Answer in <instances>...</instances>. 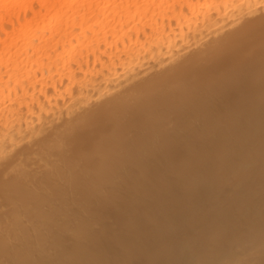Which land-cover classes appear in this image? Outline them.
<instances>
[{
  "label": "bare ground",
  "instance_id": "1",
  "mask_svg": "<svg viewBox=\"0 0 264 264\" xmlns=\"http://www.w3.org/2000/svg\"><path fill=\"white\" fill-rule=\"evenodd\" d=\"M262 9H264V0H0V182H1L0 188L1 189L3 188L4 192H7L10 194L11 191L15 192V190L19 189L17 188L19 186L20 189L21 188L23 189L24 187L26 189V191L24 192H27L28 191L27 187L29 186L26 184H29L30 182L35 181L34 180L35 177L33 175L37 174L38 172L37 170H41V168H44L47 165H50L51 168L53 165V168H54L53 172H56V173L64 170V172H61L58 174L60 176V180L65 181L64 185L65 184L71 185L73 184L71 180L75 181V177L83 175V174L85 176L87 175L85 173L91 170H94L93 166H95L94 165V163L96 162L95 159H98L97 161H100L98 163L99 165L97 164L98 167L100 168L102 167L101 168L102 170L104 168L105 171L118 169V167L121 165L125 166L122 163V159H121V157L123 158L124 156H119L120 147H121V151L124 149L121 144L123 143L121 139L123 137H126L125 135L128 134L124 130H127L128 129L127 127L131 123L134 124L136 122L137 123L141 122L143 126H146V127L154 126L155 124H157L160 121V117L157 116V114L159 115L161 114L160 112L162 111V108L160 110V107H163V105L165 107L166 104L164 103V101L167 98H168L167 101L169 103H176L173 105L189 108L188 110H190L191 113H194L195 116L200 117V119L202 118L203 121L205 122V120L208 119L207 117L209 115L208 109L210 110L211 106L214 104V101L217 98L219 90L221 91V89L224 88L221 86H226L225 84L224 85L222 84L225 83L226 78L229 77L227 75H224L222 77L223 73H220V72L219 73L217 72L218 73L217 75L216 73L215 74L211 73L212 70L209 66L210 64H208V61L209 63H212L210 62V58L212 57V55L215 56L216 53L220 54L219 52H221L222 50L224 51L226 47L228 48H230V46L234 47L235 42H237L238 40L240 41V39H242L244 36H247L248 38L249 37L248 35L250 34H251L250 35L251 37L252 34H254L253 32L256 33L260 31V33H262V37H264V13L263 14L260 13ZM192 36L196 37V39L193 41L190 40ZM243 40H247V39H242V41ZM237 44L239 43H236V45ZM252 47H253L252 50L250 51L248 50L249 52L247 51L248 56L246 58L249 59V57L253 58L254 56H256V57L264 59V39L262 38V43H259L258 46L256 47L252 46ZM133 62L135 63V65H137L136 67L137 69L131 77H128L126 75L128 72L125 67ZM226 62H229L228 59L226 60ZM247 64L249 63H246V65ZM225 65H227V63ZM230 65L232 64L230 63ZM227 67L229 68L230 66L228 65ZM221 68L224 69L223 67ZM228 68L226 69L229 70L231 67L229 69ZM227 70L224 69L221 72H224ZM211 74H213L214 76H212ZM219 74H221V77L218 76ZM230 79L231 78L227 79V82ZM164 83L165 85L167 84L166 88L163 87ZM93 98H95L96 101H98L97 99L103 98L104 101L100 102V105L96 106V103L98 102L95 103L94 100H91ZM252 99H253V96H252ZM260 99H264V97H261V98L259 97L257 101H259ZM93 101H94V104H92ZM228 101H227V104L229 105L230 99ZM253 103L251 105L249 104L250 107H252ZM234 105L236 104L234 103ZM246 105L247 104H245V106ZM233 106H231V108L232 110L235 109L234 112H236L237 108L233 109ZM251 109L252 108H248L247 110L251 111ZM259 109H258V112H259ZM240 110H241V107H240ZM212 111H214V109ZM256 111L257 110H255V113ZM125 112L128 116L124 115ZM262 112H264V110H262ZM237 114L239 115V113ZM261 114L262 113L260 112L258 116L260 117ZM102 115L105 116L106 118L107 116H109L107 119L108 122L111 119H113L112 122L116 121V124L113 122L114 124L111 123V125L113 124V128L115 125L117 127L115 126L114 131H113L112 126L111 127L109 126L111 121L109 123L107 122L106 124L110 127L109 129L111 130V132L113 131V133H111L112 135H108L110 134L108 130H107L108 132L102 131L101 133H99L98 131L99 134L98 133L97 134L99 136L94 135V138L96 137V139L98 140L88 139L87 141L85 135L87 136L89 133L88 131L90 130L86 128L88 131H85V126L88 125L89 127V124L91 122L96 123V121H98V119ZM212 115L210 117L211 119H212ZM238 115H235V117ZM123 116L131 118L130 121L132 122L131 123L129 122L130 124L127 123L128 120L127 119L124 120ZM225 116H226V113H225ZM105 117L103 118L106 120ZM182 117L184 118L186 116H182ZM121 118L123 119V124L127 126L126 127L127 129L124 128V130L122 131L123 133L121 132V128L123 129V125H121L122 123ZM217 119H218V116H217ZM260 119L261 118H259L258 119L259 121H256V123H252V127H254L252 130H254L255 132L254 136L250 134L251 132L248 126L250 127L251 124L249 123V121H248L249 124H247L248 126H245V127L241 126V128H240V123L235 124V125L233 124L234 128L236 126L237 128L239 127L238 129H241V130H238L239 136L236 138V134H233L234 135L233 137L231 134V137H227L230 145L229 143L228 145L224 144L223 148L219 149L220 143H218L219 147L218 146L217 147L219 151L215 149L216 145L212 147L213 150H217V152H213V153H216V155L218 156L217 159H220L218 161L219 163L218 166L210 168L208 164L209 162L207 163L209 168L207 167L205 169L204 165L200 166L204 168V170L200 169L202 173L205 170L209 172L207 177H205L204 173H203L204 177H202L201 172L197 171L196 173H194L195 175L193 177L194 178L193 182L192 181L188 182L186 179L185 180L187 182L181 181L183 177L181 173L180 175L182 177L180 175L178 177V178L181 177L180 181L176 180L178 184L181 183L179 187H182L183 189H186V190L192 185V183H195L194 182L195 180H198V182L203 185L202 186L203 191L197 194L196 196H193L194 194L192 196L194 197V201L197 199L199 200V202L204 201L205 204L206 202H210V204L216 208V212L215 213L213 212L215 216L214 214L213 215L210 214L214 216L212 220H215V223L212 221L213 227L215 225V228H213L215 229L214 231H217L218 229H220V227H226V226L228 227V231L230 232L237 231V225L239 223V220L241 223V220L244 219V217L246 218L247 215L248 216L256 215L259 205L262 202L264 203V178L259 177L257 173L254 172L256 170L255 168L259 170L258 167H260V166H256L255 164L256 159H257L256 154L259 155V153L257 152H259V150H262L264 148V119H261V120ZM235 120H237V118H235ZM235 120H234V123H235ZM118 121L121 123H119ZM117 122L119 123V125H117ZM208 122H206V124L203 126H207ZM95 123H93L94 124L93 126L96 125ZM182 123H185V122H182ZM136 124H134V126H137ZM218 124L220 123H217V125ZM186 125L188 124L186 123ZM191 125L192 124H190L189 126ZM215 125L216 123L213 125L212 128L217 126ZM241 125H242V122H241ZM82 126L84 127V129ZM108 126H103V127L108 128ZM132 126L130 125L129 128H131ZM218 127H220V125ZM80 128L83 129V131L88 132L87 134L83 132L84 134L83 137H85L84 141L86 140L85 142L80 141L78 139L76 141V139L71 137L74 131L76 132V130H80ZM208 129L210 131V128ZM216 129L219 130L218 128ZM217 130L216 132L220 133L219 132L220 130L219 131ZM248 132H250L249 133L250 135L244 136L246 135V133L248 134ZM196 133H198V131H196L195 134ZM195 134L193 133L191 134V136ZM201 134L203 135V133ZM219 135H224V134L220 133L217 136H215V137H218L217 140L220 137ZM228 135L230 136L229 133ZM225 136L226 135H224L223 137ZM223 137H220V138H223ZM253 137L254 138L257 137L260 140L257 146H256L257 138L253 140L256 142V143L253 142V144L255 145L251 144ZM68 138L70 140L74 139V141H76L75 142L76 145L78 144L77 142H81L80 147L84 148L83 152H85L86 154H84L83 152L80 153L81 151H79L78 153L77 151V154H78L77 155L75 153L76 152L75 149L77 148L78 150V147L74 145L73 140L72 141L69 140L73 144L72 145L68 141ZM239 138L243 142L239 143L238 142ZM250 139H251V142H249ZM120 140L122 142H119ZM223 140L221 139L222 144H223L222 142ZM259 140L257 139V141ZM152 141H153V138H152ZM212 142H215L214 144H216L217 142H220V141L216 142V138H215V141H212ZM153 144H155V142ZM187 145H188V140H187ZM138 147H136V149H139ZM143 147L144 146H142V148ZM152 147H150V149ZM235 148L241 153L244 152V150L247 151L248 153L250 151L251 154L250 153L249 154L252 157H253L252 154L255 153L254 156L256 157H254L255 159H253L252 157H251L252 159H250L249 157L250 160L247 159L248 161L246 160L244 161V159L246 158L239 161V159L238 160L236 159L238 157L235 158V155H233L235 153L239 154V152L235 151ZM133 150H135V148ZM176 150H178V147H176ZM186 150H187V146H186L185 151ZM201 150H202V147H201ZM230 150L232 151L229 152ZM233 151L234 153H232ZM168 152L171 153V151H168ZM129 153H132V151ZM229 153H231L232 155H230ZM245 153L246 152H244V154ZM177 154H180V153H177ZM188 154L189 153H187V155ZM249 154H246V155L248 156ZM75 155L78 156L77 157L78 159H80L83 155L89 156V157L88 158L86 157L87 159L86 158L83 159L84 157L81 158L83 159L82 161L80 159L81 162L76 158L78 160L76 161L78 162L77 164V163H74L72 159L73 157H76ZM260 155L259 157L262 156L263 158V154L261 156ZM163 156L165 155L163 154ZM90 157L92 158L93 162L91 160L88 161ZM169 157L171 156L169 155ZM125 159H126V156H125ZM151 159L152 158L150 157V160ZM233 159H236L237 162L236 160L234 161ZM226 160L228 161V163ZM233 161L236 163L232 164ZM158 162H159V159H158ZM164 162H165V159H164ZM180 162L181 161H179V163ZM189 162L188 163L185 162V164L181 163L184 165V166L183 165L181 166L184 171L180 170L179 172L182 171V174L183 172L185 174V169H188L189 167L192 169L191 165L193 162L192 163H189ZM257 163L258 165H260V161H257ZM173 164L174 163H172V165ZM202 164L204 163L202 162ZM167 165L169 166V164ZM200 167L198 166V168ZM100 168L98 169L95 168V170H97V172L99 170L101 171ZM144 168H145V165H144ZM193 169L192 170L195 171V168ZM80 170L83 174L80 172ZM124 170L125 168L123 169V171ZM161 170L163 171L164 169H161ZM177 170L179 169L177 168ZM177 170H175V172H177ZM189 171L191 170L189 169ZM133 172H135V170ZM140 173H142L141 170H140ZM174 174L178 176L177 173H174ZM125 175L126 177L129 176V178H130V175L131 177H133L131 181L129 179V186L131 185L132 187L133 186L132 183L133 181H135L134 177L135 179H138V177L130 172L125 173ZM144 175L146 176V174ZM172 177L174 176L172 175ZM7 178H10L9 182L7 181ZM27 179H33V180L27 181ZM82 181L85 182V180H82ZM110 181H113V180H110ZM98 182H101L98 184H101V185L104 184V180H101ZM91 184L93 185L92 186V189H94L93 192H96V190L101 189V187L98 188V185H95L94 182L90 183V186ZM32 185H35V184H32ZM32 185H30L31 187L29 188V190L32 188ZM61 185H63V183ZM66 185L64 187H66ZM166 185L164 184L163 187L165 186L166 188ZM195 185L198 186V184H195ZM104 186L107 187L106 184ZM157 186H159V184ZM75 187H76L75 189H77L78 186L76 185ZM108 187L110 186L108 185ZM10 188L12 189L10 190ZM40 188L41 187H38V189ZM81 188L80 189L78 188V189L81 190ZM88 188L89 186L86 187V191L92 192ZM226 188H232L235 193L237 192V195L230 197V198H229V195L231 193L228 194V196H226L227 194L223 195L221 191L225 190ZM6 189H8L9 191H7ZM178 189H176L177 193L180 192V190L178 192ZM107 190H110V189H107ZM133 191H135V189ZM173 191L175 190L173 189ZM29 192H32V191H29ZM148 193L150 192L148 191ZM158 193L160 192H156V194ZM174 194L172 193L171 198H173ZM179 195L181 197L182 194H179ZM188 196L190 198L191 195H188ZM80 197H83V196H80ZM174 197L177 198L176 196ZM12 199H10L9 197L10 202L12 201ZM20 199L21 201L20 200L19 201L25 204L27 211H29V208H28L29 204H27V201L25 200V198L24 199L20 198ZM120 199H116V200H120ZM142 199L143 197L137 198L133 196L129 202H131L132 206L135 207L137 206V204H139L142 201ZM167 199H164V200H167ZM182 199H180L178 202L179 203L182 202L181 201ZM14 200L16 199H13V201ZM41 200L43 201V198ZM59 201L60 200H58V202ZM101 201L105 202V200L103 199ZM186 201L187 203L189 202L188 200ZM15 202H18V201H15ZM44 202H47V201H44ZM58 202L57 204L61 205V202L59 203ZM183 202L185 203V201ZM163 203H161V206ZM246 203L248 204L246 206H243ZM183 204L181 205L183 206ZM181 205L179 207H182ZM21 206L23 207L24 205H21ZM149 206H147V208H149ZM26 208H23V209H26ZM173 210L175 209L173 208ZM213 210L215 211V209ZM163 211L166 216L167 212H165V210ZM163 211H161L160 209H156L155 207L151 208L150 206V209H148V214L146 215L144 214L145 216L144 218L147 219L148 224H145L144 225L145 227L143 226L142 230L139 233L137 232L138 230L136 232L132 230L135 234L125 232V227H126V224H125V225H122L123 228L121 227L122 230L119 231V233L117 234L118 236L116 235L117 237H114V238H111L110 236H106L105 232L93 233L92 231L89 230L90 228L88 229L87 227L88 224L86 226L79 225L80 226L79 228L71 231L72 237L74 239L73 241L74 243L70 248H67L65 246L63 247L61 244H58V241L57 242L56 241L47 242L46 240H44L43 237L45 235L43 236L42 234L43 232L41 230L44 227V225L42 224L41 219L43 217L46 218L47 216L46 217L43 216L42 218H40L38 215V217H36L37 221L34 220L38 224H41L40 227L37 226L38 224L36 225L37 227H34L35 228L34 233H33L34 236L33 234L31 235L27 233L26 231L27 228L26 229L25 227L23 228L18 223L20 221L18 217L16 218L17 220L15 223L17 224L18 228H15V233L13 236L15 237L13 239L14 245H11L12 243L7 244L6 241L4 240L3 242L0 241V257L4 259L8 256H12V257H15L14 260H17V261L21 260L20 261L21 263L18 262L17 264H22V263L31 264L32 261L30 262V253L34 250H38L42 253V259H41L42 263L40 262L41 264H134V261H135L134 259L136 256H137V259L139 257V260H140L138 262L139 264H221L222 261H224L225 264H230L228 261L229 260L228 258L231 255H229L228 253L229 251H231V249L230 247L224 246L223 243H220L218 246L215 245L214 247L207 249V247L203 245V242L201 241L200 243H202L203 246L201 245L202 247L194 250V248L191 245V243L193 242L192 238L186 239L183 236H182L183 238L181 237V235H183L182 231L187 226L186 218L182 212L177 210L178 211L177 214H175V216H173L172 218L167 217V218H164L161 222L158 221L159 224L156 223L157 219L158 220L161 219L159 218V216L162 217L161 212ZM23 213L26 214L27 212L25 213V210H23ZM67 213H70V212H67ZM117 214L119 213H116V215ZM28 215H30L29 212L27 216ZM168 215H171V214H168ZM32 216L34 218V215ZM204 217L203 219H205ZM196 219L197 218H195V220ZM209 220L207 221L208 223H209ZM202 223H201V227H202ZM197 226L198 225H196V228ZM203 226L206 227L207 223L206 225L203 224ZM37 228L39 229L37 230ZM198 229H199V226H198ZM206 229H210V227L209 228L206 227ZM4 230L6 229L4 228L3 232ZM188 231H189V228H188ZM6 232H9V231L7 230ZM11 232L12 231H10V233ZM217 233L214 236H213L214 233L213 234L208 233V234H210V236L212 235V238L214 237L216 239ZM4 234H3V237H4ZM220 234L218 235L219 237H220ZM197 237H198V240L200 238H201L200 240H202V238L205 236H197ZM263 237H264V233H263ZM214 238L213 240L215 241ZM116 239H118V242L115 243V241H117ZM112 240L115 243V245L112 242ZM205 241L209 242L210 239L209 240L206 239ZM225 243H228V241ZM45 245H48V246H45ZM50 248L55 249L56 251L55 255L49 254L48 251ZM263 251H264V247H263ZM253 255L251 256L252 258L250 259L255 258ZM242 257L243 255L240 256L234 263L235 264H245L243 262L245 260H243ZM262 258H264V255ZM246 262H247V259H246ZM249 262L250 264H252L251 261ZM249 262L246 264H249ZM34 263L39 264L37 262H33V264ZM263 264H264V261H263Z\"/></svg>",
  "mask_w": 264,
  "mask_h": 264
},
{
  "label": "rangeland",
  "instance_id": "2",
  "mask_svg": "<svg viewBox=\"0 0 264 264\" xmlns=\"http://www.w3.org/2000/svg\"><path fill=\"white\" fill-rule=\"evenodd\" d=\"M260 13H264V9H262V11L260 12ZM259 13V14H260ZM254 34H252V36L250 37V35H248L249 37L247 38V36H244L242 39H247V40H243L242 41V39H240V41L238 40L237 42H235V46L233 47H231L230 46V48H228V47H226V49L223 51H221V52H219L220 54H218V53H216L215 54V56L214 55H212V59L210 58V62H212L213 63V65H214V67H213V65H212V63H209V61H208V64H210L209 66H210V68H211V70H212V72L211 73H216V75L220 72V73H223V75H222V77L224 76V75H227V76H229V77H225L226 78V82H227V79H229V78H231L230 80H228V84L225 82V83H223L222 85H226V86H221V87H224L223 89H221V91L219 90V92H218V95H217V98H216V100L214 101V104L211 106V108H210V110H211V112H210V110L208 109V119H206L205 120V122L203 121V119L201 118L200 119V117H198V116H195V114L194 113H191L190 112V110H188L189 108H186V107H182V106H177V105H173V104H176V103H169L168 101H167V99H165V101H164V103L166 104L165 105V107H164V103L162 104L163 105V107H160V110H161V108H162V111L160 112L161 114L159 115V114H157V116H159L160 117V121L157 123V124H155L154 126H143V124L141 123V122H139V123H134V124H136L137 126H134V124H132L131 122L132 121H130V119L131 118H128V117H125L127 114H126V112H125V116H123V119L125 120V119H127L128 120V122L127 123H129L132 127L131 128H129V126L127 127L125 124H123V119H122V123L121 122H119V123H121V125H123V129L121 128V132L124 130V128H128L129 129V131H128V129L127 130H124V131H126V133H128V134H126L125 136L126 137H123L121 140L123 141V143H121L122 144V147L124 148L122 151H121V147H120V155L119 156H124L123 158L121 157V159H122V163L125 165V166H119L120 168H121V170H120V168L118 167V169H113V170H109V171H105L104 170V168H103V170L100 168V167H98V163L100 162V161H97L98 159H95V163H94V165L95 166H93L94 167V170H91V171H89V172H87V173H85V174H87V175H85L84 176V174L81 172V170H80V172L83 174V175H80V176H77V177H75V181L74 180H71V182L73 183V184H69V185H66V187H64L65 185H64V182L65 181H63V180H60V176L58 175L59 173H61V172H64V170L63 171H59V172H53V165H52V168L50 167V165H47L46 167H44V168H41V170H37L38 172H37V174H34L33 176L35 177V181H33V182H30L29 184L30 185H32V184H35V185H32V188L31 189H33V190H29V188L31 187L29 184H26V185H28L29 187H27V189H28V191L27 192H24V191H26V189L23 187V189L21 188L20 189V187L18 186L17 188H19V189H17V190H15V192H10V194L11 195H13V196H11L9 193H7V192H4V189H3V191H2V189L0 188V239H2V240H0V241H2L3 242V240L4 241H6V243L7 244H9V243H12L11 245H14L13 244V239L15 238V237H13L14 236V233H15V228H18L17 227V224H15L16 223V218H18L19 217V220L21 221H19L18 223L24 228L25 227V229H26V231H27V233H29V234H33L34 233V227H40V225L41 224H38L36 221H37V218L36 217H38V215H39V217L40 218H42L43 216H47L46 218H47V220H46V218H42L41 219V221H42V224L44 225V227L41 229L42 230V234H43V238H44V240H46L47 242H53V241H58V244H61L63 247L65 246V247H67V248H70L72 245H73V241H74V239H73V237H72V234H71V231H73V230H76L77 228H79L80 226H86L87 224V227H88V229L90 230V231H92L93 233H101V232H105V235L106 236H110L111 238H114V237H117L118 235V233H119V231L120 230H122L121 229V227H122V225H125L126 224V227H125V232H128V233H133V234H135L134 232H136L137 230V232L139 233L141 230H142V228H143V226L145 225V224H148V222H147V219L146 218H144L145 216H144V214L146 215V214H148V209H150V206H151V208L152 207H155L156 209H160L161 211H163V210H165V212H167V215L168 214H171V215H166L165 216V213H164V211L163 212H161L162 213V217H160L159 216V218H161V219H157V222L156 223H158L159 224V222H161L164 218H167V217H169V218H172L173 216H175V214H177V212L178 211H180V212H182L183 214H184V216H185V218H186V224H187V226L185 227V229L182 231V234L183 235H181V237L183 236L184 238H192V243H191V245H192V247L194 248V250H196V249H198V248H200V247H202L203 245H205L206 247H207V249H210V248H212V247H214L215 245L216 246H218L220 243H223L224 244V246H226V247H230V249H231V251H229V255H231L228 259V261H229V263L230 264H235L234 262L240 257V256H242L243 255V260H245V261H243L245 264L246 263H248L249 261H251V263L252 264H263V261H264V258H262L263 257V255H264V251H263V247H264V237H263V231H264V203L262 202L260 205H259V208L257 209V214L256 215H253V216H248L247 215V217L245 218L244 217V219H242L241 220V223H240V220H239V223H238V225H237V231H228V227L226 226V227H220V229H218L217 231H214L215 229H213V228H215V225H214V227H213V225H212V223L214 222L215 223V220H212L213 219V217L215 216V212H216V208L214 207V206H212L211 204H210V202H206V204L204 203V201L203 202H199V200H195L194 201V197L193 196H196L197 194H199V193H201L202 191H203V188H202V184L201 183H199L198 182V180H195L194 182L195 183H192V185L186 190V189H183L182 187H179L180 186V184L181 183H179L178 184V182L177 181H180V179H181V177H182V180L181 181H188V182H190V181H192L193 182V177H194V173H196L197 171L198 172H201L200 171V169L201 170H204V168L206 169L207 167L209 168V166H210V168L211 167H217L218 166V161L220 160V159H217L218 158V156L216 155V153H213V152H217V150L219 151V149L220 148H223V146H224V144H227L228 145V143H229V141H228V138L227 137H231V134H232V137L234 136L233 134H236V138L239 136L238 135V130H241V129H238L236 126H235V128H234V125L235 124H238V123H240V128H241V126L242 127H245V126H248L247 124H251V126L249 127L248 126V128H250L249 130H250V132H248V134L246 133V135H244V136H249L250 134H252V136H254V130H252L254 127H252V123H256V121H259L258 119L259 118H261V119H264V115H263V113L264 112H262V110H264L263 108H264V99H260L259 101H257L258 100V98L260 97H264V59H262V58H259V57H256V56H254L253 58L252 57H249V59L251 60H249V59H247L246 57L248 56V52L250 51V50H252V46H254V47H256V46H258L259 45V43H262V38L264 39V37H262V33H260V31L259 32H253ZM196 39V37H194V36H192L191 38H190V40L191 41H193V40H195ZM241 42V43H240ZM236 43H239V44H237L236 45ZM252 43H253V45H252ZM232 44V45H233ZM256 45V46H255ZM251 48V49H250ZM224 49V48H223ZM249 50V51H248ZM248 51V52H247ZM247 52V53H246ZM214 54V53H213ZM246 55V56H245ZM228 59V61L229 62H226V60ZM237 59H239V60H237ZM260 59V60H259ZM216 60V61H215ZM236 60V61H235ZM214 61V62H213ZM249 61V62H248ZM224 62H225V64L227 63V65H225L224 64ZM230 63L232 64V65H230ZM246 63H249V64H247L246 65ZM225 65V67H224V65ZM223 65V66H222ZM230 66L229 68L227 67V66ZM137 67V65H135V63L133 62V63H131V64H129L128 66H126L125 68H126V70H127V76L128 77H131L134 73H135V71H136V68ZM212 67H213V69H212ZM221 67H223L225 70H227L226 68H228L229 70H227V71H224V72H221V71H223L224 69H222ZM235 67V68H234ZM237 67V68H236ZM219 68V69H218ZM221 69V70H220ZM232 69H233V71H232ZM216 70V71H215ZM219 70V71H218ZM254 70V71H253ZM215 71V72H214ZM218 72V73H217ZM225 73V74H224ZM212 76H214L213 74H211ZM218 76H220L221 77V74H219ZM224 78V79H225ZM229 81H230V83H229ZM166 83V82H165ZM165 83L163 84V87H167V84L165 85ZM263 93V94H262ZM240 96V97H239ZM250 96V97H249ZM252 96H253V99H252ZM167 97V96H166ZM239 97V98H238ZM256 97H257V99H256ZM230 99V106L227 104V101L228 100H226V99ZM236 98V99H235ZM173 99V98H172ZM171 99V100H172ZM239 99H240V101H239ZM256 100V102L258 103H256L255 102V100ZM91 100H94L95 101V103L96 102H98V103H96V106L97 105H100V102H103L104 101V99L103 98H100V99H97L98 101H96V99L95 98H93V99H91ZM170 100V99H169ZM219 100V101H218ZM232 100V101H231ZM245 100V101H244ZM250 100V101H249ZM94 101H93V103L92 104H94ZM169 103H167V102ZM249 101V102H248ZM255 102V103H253V102ZM263 101V102H262ZM229 102V101H228ZM238 102V103H237ZM253 103V105H252V107H250V105ZM263 104H262V103ZM234 103L236 104V105H234ZM244 103V104H243ZM235 106H233V105ZM245 104H247L246 106H245ZM250 104V105H249ZM255 104V105H254ZM161 105V106H162ZM169 105V106H168ZM239 105H241V106H239ZM231 106H233V109L234 108H237V110H236V112H234L235 111V109L234 110H232V108H231ZM248 106V107H247ZM170 107V108H169ZM175 107V108H174ZM226 107V108H225ZM240 107H241V110H242V112H241V110H240ZM245 107V108H244ZM246 107H247V109L248 108H252L251 109V111L250 110H247L246 109ZM95 108V107H94ZM98 108V107H97ZM172 108H174V109H172ZM255 108V109H254ZM257 108V109H256ZM260 108V109H259ZM166 109V110H165ZM179 109V110H178ZM214 109V111H212ZM226 109H228V110H226ZM258 109H259V112H258ZM175 110V111H174ZM188 110V111H187ZM224 110H225V112H224ZM255 110H257L256 111V113H255ZM158 111H159V109H158ZM176 112V113H175ZM182 112V113H181ZM223 112H224V114H223ZM227 112H229V113H227ZM253 112V113H252ZM262 113L261 115H260V117L258 116V114L259 113ZM165 113H167V114H165ZM187 113V114H186ZM225 113H226V116H225ZM237 113H239V115L237 114ZM212 115V119L214 120H212L210 117H211V115ZM162 115V116H161ZM186 116V117H182V116ZM215 115V116H214ZM235 115H238V116H236L235 117ZM103 116V115H102ZM102 116H100V118L98 119V121H96V123L95 122H91L90 124H89V127H88V125H86L85 126V131H88V130H90V131H88V132H85V131H83V129H84V127H83V129H81L80 128V130H76V132L74 131V133L72 134V138H74V139H76V141H77V139L78 140H80V141H83V142H85L86 140L88 141V139L90 140H98V139H96V137L94 138V135L95 136H97L99 133H101L102 131L103 132H106L107 130L110 132V134H108V135H112L111 133H113V131H114V128H115V126H114V128H113V124L115 123L116 124V121H113L112 122V120L113 119H111V120H109V122H110V124H109V126L111 127L112 126V132H111V130L109 129L110 127L106 124L107 122H108V117L109 116H107V118L105 117V116H103V117H105L106 118V120L102 117ZM128 116V115H127ZM190 116H192V117H190ZM195 116V117H194ZM217 116H218V119H217ZM102 117V118H101ZM118 117V116H117ZM172 117V118H171ZM258 119H257V118ZM167 120H166V119ZM175 118V119H174ZM197 118V119H196ZM198 118H199V120H198ZM234 118V119H233ZM235 118H237V120H238V122H237V120H235ZM255 118V119H254ZM101 119V120H100ZM104 119V120H103ZM192 119H194V120H192ZM210 119H211V121H210ZM260 119V120H261ZM100 120V121H99ZM117 120V119H116ZM126 120V121H127ZM183 120V121H182ZM185 120V121H184ZM196 120V121H195ZM208 120H209V122H208ZM234 120H235V123H234ZM255 120V121H254ZM164 121V122H163ZM171 121V122H170ZM181 121V122H180ZM190 123V124H192L191 126L193 127H191V126H189L190 124L188 123V122ZM200 121V122H199ZM245 123H244V122ZM246 121H247V123H246ZM248 121H249V123H248ZM97 122H99V123H97ZM108 122V123H109ZM117 122V125H119V123ZM162 124H161V123ZM182 122H185V123H182ZM202 122V123H201ZM206 122H208V125L207 126H203V125H205L206 124ZM216 123V125H217V123H220V124H218L216 127H214V128H212L213 127V125ZM230 122V123H229ZM232 122V123H231ZM241 122H242V125H241ZM93 123H95L96 125L95 126H93L94 124ZM102 125H101V124ZM111 123H113L112 125H111ZM124 123H125V121H124ZM165 123V124H164ZM186 123L188 124V125H186ZM223 123V124H222ZM86 124H88V123H86ZM97 124H99V125H97ZM140 124H142V125H140ZM195 124V125H194ZM230 124V125H229ZM234 124V125H233ZM244 124H246V125H244ZM168 125V126H167ZM183 125V126H182ZM220 125V127H218ZM100 126H101V128H100ZM103 126H108V128L107 127H103ZM143 126V127H142ZM162 126V127H161ZM175 126V127H174ZM187 128H186V127ZM195 126V127H194ZM103 127V128H102ZM117 127V126H116ZM182 127V128H181ZM202 127V128H201ZM204 127V128H203ZM206 127H208V128H210V131H209V129L208 128H206ZM88 130H87V129ZM96 128V129H95ZM100 128V129H99ZM107 128V129H106ZM165 128V129H164ZM216 128H218L219 130H217ZM147 129V130H146ZM149 129H150V131H149ZM153 129V130H152ZM164 129V130H163ZM180 129V130H179ZM189 129V130H188ZM198 129V130H197ZM203 131H202V130ZM207 129V130H206ZM214 129V130H213ZM138 130H139V132H138ZM144 130V131H143ZM161 132H160V131ZM163 130V131H162ZM177 130V131H176ZM183 130V131H182ZM190 130H191V132H190ZM195 130V131H194ZM205 130V131H204ZM216 130L217 131H219L220 133H223L224 135H226L225 137H223L224 135H219L220 137H223V138H220L219 137V139L217 140V138L218 137H215V136H217L218 134H220V133H218V132H216ZM222 130V131H221ZM97 131V132H96ZM98 131H99V133H98ZM107 131V132H108ZM130 131H131V133H130ZM176 131V132H175ZM194 131V132H193ZM196 131H198V133H196L195 134V132ZM202 131V132H201ZM207 131H208V133H207ZM212 131V132H211ZM224 131V132H223ZM83 132L85 133V134H87L88 133V137H89V135H90V137L88 138L86 135H85V137H86V140L84 141V139H85V137H83L84 136V134H83ZM96 132V133H95ZM175 132V133H174ZM180 132V133H179ZM183 132V133H182ZM206 132V133H205ZM216 132V133H215ZM95 133V134H94ZM98 133V134H97ZM123 133V132H122ZM125 133V132H124ZM141 133H142V135H141ZM144 133V134H143ZM159 133V134H158ZM162 133V134H161ZM182 133V134H181ZM195 134V135H193V136H191V134ZM201 133H203V135L201 134ZM215 133V134H214ZM226 133V134H225ZM228 133L230 134V136L228 135ZM250 133V134H249ZM208 135V137H207V135ZM211 134V135H210ZM214 134V135H213ZM93 135V136H92ZM123 135V134H122ZM128 135H129V137H128ZM145 135V136H144ZM170 135V136H169ZM186 135V136H185ZM189 135V136H188ZM206 136V138H205V136ZM210 135V136H209ZM214 136V138H213V136ZM228 135V136H227ZM99 136V135H98ZM137 136V137H136ZM162 136V137H161ZM191 136V137H190ZM198 136V137H197ZM93 137V138H92ZM143 137V138H142ZM155 137V138H154ZM178 137H180V138H178ZM187 137V138H186ZM196 137V138H195ZM210 137H212V138H210ZM70 138V137H69ZM68 138V141L70 140ZM127 138V139H126ZM152 138H153V141H152ZM215 138H216V142L217 141H220V142H217L216 144H214L215 142H212V141H215ZM225 138V139H224ZM255 138H257V137H255ZM255 138L253 137L252 138V142H251V139H250V141L249 142H251V144H253V142H255V141H253V140H255ZM74 139H72L73 141H74ZM82 139V140H81ZM142 139V140H141ZM166 139V140H165ZM168 139V140H167ZM178 139V140H177ZM207 141H206V140ZM221 139L223 140L222 142H223V144L221 143ZM258 140H259V138H257ZM257 139H256V146L259 144V142H260V140L259 141H257ZM72 140H70V141H72ZM119 141V142H122V141ZM145 140V141H144ZM160 140V141H159ZM175 140V141H174ZM177 140V141H176ZM187 140H188V145H187ZM198 140V141H197ZM200 140V141H199ZM203 140V141H202ZM239 141V143H241V142H243V141H241L240 140V138L238 139ZM67 141V142H68ZM69 141V142H70ZM76 141H74V145H76L75 144V142ZM134 143H133V142ZM171 141V142H170ZM206 141V142H205ZM210 143H209V142ZM224 141H226V142H224ZM68 142V143H69ZM124 142H126V143H124ZM131 144H130V143ZM150 142V143H149ZM151 142H152V144H151ZM155 142V144H153ZM159 142V143H158ZM176 142V143H175ZM181 142V143H180ZM197 142V143H196ZM203 142H205V143H203ZM71 143V142H70ZM78 144L76 145V147H78V150H77V148L75 149L76 150V154H77V151H78V153H79V151H81L80 153H82L84 150V148H82V147H80V145H81V142H77ZM157 143V144H156ZM162 143V144H161ZM183 143V144H182ZM185 143V144H184ZM191 143H193V144H191ZM200 143V144H199ZM218 143H220V147H219V145H218ZM72 144V143H71ZM124 144V145H123ZM126 144V145H125ZM190 144H191V146H190ZM197 144H199L200 145V147H199V145H197ZM205 144V145H204ZM73 145V144H72ZM71 145V146H72ZM131 145V146H130ZM148 145V146H147ZM157 145V146H156ZM160 147H159V146ZM166 145H168V146H166ZM173 145V146H172ZM176 145V146H175ZM181 147H179V146ZM194 145H196V146H194ZM201 145H203V146H201ZM207 145V146H206ZM210 145V146H209ZM214 145H216L215 146V149H217V150H213L212 149V147H214ZM229 145H230V143H229ZM253 145H255V144H253ZM130 148H129V147ZM139 146V147H138ZM140 146H141V148H140ZM142 146H144L143 148H142ZM153 146V147H152ZM163 146H165V147H163ZM186 146H187V150L185 151V149H186ZM194 146V147H193ZM219 147V149H218V147ZM73 147H75V146H73ZM136 147H138L139 149H136ZM150 147H152L151 149H150ZM176 147H178V150H176ZM184 147V148H183ZM201 147H202V150H201ZM80 148V149H79ZM131 148H132V150H131ZM135 148V150H133ZM150 150H149V149ZM157 148V149H156ZM169 148V149H168ZM189 148V149H188ZM192 150H191V149ZM199 148V149H198ZM211 148V149H210ZM144 149H145V151H144ZM147 149V150H146ZM195 149V150H194ZM204 149H206V150H204ZM228 149H229V147H228ZM130 150V151H129ZM153 150V151H152ZM159 150H161V151H159ZM182 150V151H181ZM194 150V151H193ZM213 150V151H212ZM132 151V153H129V152H131ZM137 151V152H136ZM139 151V152H138ZM141 151H143V152H141ZM149 151V152H148ZM151 151V152H150ZM168 151H171V153H169ZM190 151V152H189ZM191 151H193V152H191ZM199 151H201V152H199ZM203 151H204V153H203ZM232 150H230L229 152H231ZM235 151L236 152H239L236 148H235ZM127 152V153H126ZM134 152V153H133ZM142 153V155H141V153ZM145 152V153H144ZM154 152V153H153ZM157 154H156V153ZM159 152V153H158ZM166 152V153H165ZM183 152V153H182ZM185 152V153H184ZM244 152H246L245 154H244ZM244 152H239V154H237V153H235V154H233V155H235V158L236 157H238V158H236L237 160L239 159V161L240 160H243L244 158H246V159H244V161L246 160V161H248V160H250V159H255L254 157H256L257 156V159H256V162H255V164H256V166H260V167H258L259 168V170L257 169V168H255L256 170L254 171L255 173H257V175L259 176V177H263L264 178V166H263V164H264V148L262 149V150H259V152H257V153H259V155L261 154H263V158H262V156L261 157H259V155L258 154H256V156H254L255 155V153H253L252 155H253V157L250 155L251 154V152L249 151V153L247 152V151H245L244 150ZM84 154H86L85 152H83ZM143 153H144V155H143ZM177 153H180V154H177ZM182 153V154H181ZM187 153H189L188 155H187ZM200 153H202V154H200ZM232 153H234V151L232 152ZM127 154V155H126ZM135 154V155H134ZM145 154H147V155H145ZM150 154V155H149ZM152 154V155H151ZM163 154L165 155V156H163ZM167 154V155H166ZM174 154V155H173ZM177 154V155H176ZM193 154V155H192ZM197 154V155H196ZM204 154H205V156H204ZM206 154H207V156H206ZM214 154V155H213ZM230 155H232L231 153H229ZM241 154V155H240ZM243 154H244V156H243ZM246 154H249L248 156L246 155ZM78 155V154H77ZM77 155H75L76 157H73L72 158V156H74V155H72L71 156V158L73 159V161H74V163H77L78 164V162H76V161H80V159L81 158H83V159H85L86 157L88 158L89 156H82L81 157V155H80V159H78L77 157ZM141 155V156H140ZM169 155L171 156V157H169ZM190 155V156H189ZM203 155V156H202ZM125 156H126V159H125ZM134 158H133V157ZM147 156V157H146ZM156 156H157V158H156ZM176 156V157H175ZM179 156V157H178ZM182 156V157H181ZM184 156H185V158H184ZM188 156H189V158H188ZM193 156V157H192ZM199 156V157H198ZM92 157V156H91ZM90 157V159L88 160V161H92V158ZM95 157V156H94ZM131 157V158H130ZM144 157V158H143ZM150 157L152 158L151 160H150ZM169 157V158H168ZM187 157V158H186ZM249 157H250V159H249ZM252 157V158H251ZM78 160H77V159ZM86 158V159H87ZM130 158V159H129ZM136 158V159H135ZM148 158H149V160L151 161H149L148 160ZM155 160H154V159ZM168 158V159H167ZM193 158V159H192ZM262 158V159H261ZM75 159V160H74ZM83 159H81V161L83 160ZM147 159V160H146ZM158 159H159V162H158ZM163 159V160H162ZM164 159H165V162H164ZM173 159V160H172ZM177 159V160H176ZM186 159H187V161H186ZM189 159V160H188ZM190 159H191V161H190ZM217 159V160H216ZM228 159H230V158H228ZM236 159H233L234 161L236 160ZM248 159V160H247ZM258 159H260V160H258ZM124 160H126V161H124ZM135 160V161H134ZM186 163H188L189 161V163H192V169L193 168H195V171H193L190 167L188 168V169H185V174H184V172H183V174H182V171H184L183 170V168L181 167L183 164H185V162ZM194 160V161H193ZM205 160V161H204ZM207 160V161H206ZM209 160V161H208ZM211 160H212V162H211ZM237 160H236V162H237ZM80 161V162H81ZM85 161V160H84ZM156 161V162H155ZM162 161V162H161ZM166 161H167V163H166ZM176 161V162H175ZM179 161H181L180 163H179ZM214 161V162H213ZM227 161V160H226ZM232 162V164H234V163H236V162ZM257 161H260V165H258V163H257ZM263 162V164H262V162ZM93 162V161H92ZM137 162H138V164H137ZM152 162H153V164H152ZM174 163L173 165H172V163ZM201 162V163H200ZM202 162L204 163V164H202ZM209 162V163H208ZM216 162V163H215ZM85 163H87V162H85ZM128 163H130V164H128ZM141 163V164H140ZM159 163V164H158ZM166 163V164H165ZM178 163V164H177ZM181 163H183V164H181ZM206 163V164H205ZM209 164V166H208V164ZM215 165H213V164ZM227 163H228V161H227ZM49 164V163H48ZM82 164H83V162H82ZM91 164H93V163H91ZM98 164V165H97ZM128 166H127V165ZM132 164V165H131ZM143 164V165H142ZM160 164H162V165H160ZM167 164H169V166L167 165ZM262 164V165H261ZM144 165H145V168H144ZM156 165V166H155ZM160 165V166H159ZM164 165V166H163ZM167 165V166H166ZM180 165V166H179ZM200 167L201 165L203 166L204 165V168L203 167H200V168H198V166ZM49 166V167H48ZM154 166V167H153ZM166 166V167H165ZM177 166V167H176ZM184 166V165H183ZM262 166V167H261ZM136 167V168H135ZM143 167V168H142ZM151 167H152V169H151ZM169 167V168H168ZM172 167V168H171ZM182 169H181V168ZM49 168V169H48ZM51 168V169H50ZM95 168H100L101 169V171L99 170L98 172H97V170H95ZM125 168V170L123 171V169ZM132 168V169H131ZM135 168V169H134ZM138 168H139V170H138ZM155 168H157V169H155ZM160 168V169H159ZM177 168L179 169V170H177ZM261 168V169H260ZM142 169H143V171H142ZM161 169H164L163 171L161 170ZM167 171H166V170ZM189 169L191 170V171H189ZM135 170V172H133ZM140 170H141V172L143 173V172H145V173H143V175H142V173H140ZM146 170H148V171H146ZM152 170H154V171H152ZM175 170H177V172H175ZM180 170H182L181 172H179ZM262 172H261V171ZM79 171V170H78ZM85 171V170H84ZM156 171V172H155ZM189 171V172H188ZM66 172V171H65ZM93 173V174H91V173ZM116 172V173H115ZM118 172V173H117ZM133 173L135 176H137L138 177V179H135V177H134V180L135 181H133V183H132V187H131V185L129 186V179H130V181H131V179H133V177H131V175H130V178H129V176H127L126 177V175H125V173ZM151 172V173H150ZM158 172V173H157ZM166 172V173H165ZM191 172V173H190ZM193 172V173H192ZM90 173V174H89ZM96 173V174H95ZM123 173V174H122ZM150 173V174H149ZM161 175H160V174ZM165 173V174H164ZM168 173V174H167ZM171 173V174H170ZM174 173H177V175L178 176H176V174H174ZM180 173H181V175H180ZM192 174V175H190V174ZM204 173V175H205V177H207L208 176V174H209V172H207L206 170L203 172ZM203 173L201 172V174H202V177H204L203 176ZM89 174V175H88ZM117 176H116V175ZM119 174V175H118ZM144 174H146V176L144 175ZM17 175V174H16ZM121 175V176H120ZM142 175V176H141ZM152 175V176H151ZM155 175V176H154ZM157 175V176H156ZM164 175H166V176H164ZM172 175L174 176V177H172ZM179 175L181 176L180 178H178L179 177ZM185 175V176H184ZM189 175V176H188ZM10 176V175H9ZM8 176V177H9ZM15 176V175H14ZM133 176V175H132ZM170 176V177H169ZM12 177V176H11ZM10 177V178H11ZM16 177V176H15ZM14 177V178H15ZM71 177V176H70ZM87 177V178H86ZM102 177V178H101ZM104 177V178H103ZM110 179H109V178ZM113 177V178H112ZM126 177V178H125ZM144 177V178H143ZM155 177H156V179H155ZM165 177V178H164ZM10 178H7V181L9 182L10 181ZM120 178V179H119ZM143 178V179H142ZM148 178V179H147ZM9 179V180H8ZM72 179H73V177H72ZM100 179V180H99ZM119 179V180H118ZM145 179V180H144ZM170 181H169V180ZM184 179V180H183ZM186 179V180H185ZM190 179H192V180H190ZM32 181L33 179H27V181ZM38 180V181H37ZM82 180H85V182L84 181H82ZM101 180H104V184L103 185H101V184H98V183H101V182H98V181H101ZM108 180V181H107ZM110 180H113V181H110ZM149 180V181H148ZM173 180H175V181H172ZM177 180V181H176ZM26 181V182H27ZM62 181V182H61ZM69 181V180H68ZM79 181V182H78ZM92 181V182H91ZM117 183H116V182ZM121 183H120V182ZM151 181V182H150ZM159 183H158V182ZM186 181V182H187ZM36 182V183H35ZM58 182V183H57ZM61 182V183H60ZM70 182V181H69ZM78 182V183H77ZM95 183V185H98V188L99 187H101V189H98V190H96V192H93V190L94 189H92V184H91V186H90V183ZM111 182V183H110ZM153 182V183H152ZM155 182V183H154ZM160 182H161V184H160ZM1 183V182H0ZM28 183V182H27ZM32 183V184H31ZM41 183V184H40ZM63 183V185H61ZM159 184V186H157L158 184ZM166 183H167V185H166ZM183 183H185V182H183ZM3 184V183H2ZM39 184V185H38ZM106 184V186L107 187H105L104 185ZM110 186V187H108V185ZM147 184V185H146ZM153 184V185H152ZM166 185V188H165V186L163 187V185ZM173 184V185H172ZM195 184H198V186L197 185H195ZM201 184V185H200ZM25 185V186H26ZM59 185H61V186H63V187H61V186H59ZM78 186L77 187V189L79 188H81V186H82V188L83 187H85V185H86V187L87 186H89V190L90 191H92V192H87L86 191V187L85 188H81V190H77V189H75L76 187L75 186ZM81 185V186H80ZM100 185V186H99ZM113 185H114V187H113ZM126 185V186H125ZM136 185V186H135ZM150 187H149V186ZM156 185V186H155ZM162 185V186H161ZM73 186V187H72ZM128 186V187H127ZM169 186V187H168ZM197 186V187H196ZM0 187H1V185H0ZM38 187H41L40 189L42 190H40V189H38ZM43 187V188H42ZM60 187V188H59ZM106 188V189H104V188ZM117 187V188H116ZM127 187V188H126ZM135 187V188H134ZM153 187V188H152ZM156 187V188H155ZM162 187V188H161ZM168 187V188H167ZM174 187H176V188H174ZM120 188V189H119ZM123 190H122V189ZM126 188V189H125ZM129 188H130V190H129ZM137 188V189H136ZM143 188V189H142ZM148 188V189H147ZM151 190H150V189ZM159 188V189H158ZM179 188V189H178ZM196 188V189H195ZM202 188V189H201ZM12 188H10V190H11ZM105 191H104V190ZM107 189H110V190H107ZM135 189V191H133ZM169 189V190H168ZM173 191V189L175 190V191H171V190ZM176 189H178V192H179V190H180V192L179 193H177L176 191ZM200 189V190H199ZM7 191H9L8 189H6ZM20 190H22V191H20ZM48 190V191H47ZM84 190V191H83ZM101 190V191H100ZM145 190V191H144ZM146 190H147V192H146ZM199 190V191H198ZM29 191H32V192H29ZM50 191V192H49ZM54 191V192H53ZM64 191V192H63ZM73 191V192H72ZM99 191V192H98ZM121 191H123V192H121ZM137 191V192H136ZM148 191L150 192V193H148ZM155 191V192H154ZM184 191V192H183ZM44 192V193H43ZM71 192V193H70ZM78 192V193H77ZM83 192V193H82ZM107 194H106V193ZM110 192V193H109ZM133 194H132V193ZM136 192V193H135ZM152 192V193H151ZM156 192H160V193H158V194H156ZM185 194H183V193ZM191 192V193H190ZM222 192V194L223 195H226V196H228V194H232V196H231V194L229 195V198L230 197H233V196H235V195H237V192L235 193L234 192V190L232 189V188H226L225 190H223V191H221ZM13 193V194H12ZM17 193V194H16ZM24 193V194H23ZM27 195H26V194ZM29 193V194H28ZM54 193V194H53ZM105 193V194H104ZM111 193H113V194H111ZM114 193H116V194H114ZM122 193V194H121ZM131 193V194H130ZM172 193L174 194V196H176L177 198H175L174 196H173V198H171L172 196ZM176 193H177V195H176ZM188 193V194H187ZM8 194V195H7ZM31 194V195H30ZM33 194V195H32ZM58 194V195H57ZM77 194H79V195H77ZM81 194V195H80ZM95 194V195H94ZM104 194V195H103ZM128 194V195H127ZM130 194V195H129ZM135 194H137V195H135ZM142 194V195H141ZM148 196H147V195ZM152 194V195H151ZM155 194V195H154ZM179 194H182L181 195V197H180V195ZM187 194V195H186ZM194 194V195H193ZM10 195V196H9ZM26 195V196H25ZM30 195V196H29ZM52 195V196H51ZM118 195V196H117ZM127 195V196H126ZM154 195V196H153ZM179 195V196H178ZM183 195H184V197H183ZM188 195H191L190 196V198H189V196ZM193 195V196H192ZM69 196V197H68ZM80 196H83V197H80ZM100 198H99V197ZM110 197V198H108V197ZM118 197V198H116V197ZM133 196H135V197H137V198H141V197H143V199H142V203L140 202L139 204H137V206H135V207H133L132 206V204H131V202H129L130 200H131V198L133 197ZM156 196V197H155ZM159 196V197H158ZM164 198H163V197ZM9 197H10V199H16V200H14L13 201V199H12V201L10 202L9 201ZM22 198V199H24L25 198V200L27 201V204H29V211H27V208H26V205L25 204H23L22 202H20L21 201V199L20 198ZM58 197V198H57ZM63 199H62V198ZM76 197V198H75ZM149 197V198H148ZM162 197V198H161ZM173 200H171L170 198ZM27 198H29V199H27ZM43 198V201L41 200ZM50 198V199H49ZM61 198V199H60ZM84 198V199H83ZM99 198V199H98ZM120 199V200H116V199ZM152 198V199H151ZM155 198V199H154ZM168 198V199H167ZM178 198H180V199H182L181 201L182 202H178L180 199H178ZM185 198H187V199H185ZM189 198V199H188ZM31 199V200H30ZM64 199H65V201H64ZM79 199V200H78ZM81 199V200H80ZM105 200V202H103V201H101V200ZM111 199V200H110ZM164 199H167V200H164ZM20 200V201H19ZM58 200H60L59 202H61V205H58L57 204V202H58ZM62 200V201H61ZM69 200V201H68ZM78 200V201H77ZM84 200V201H83ZM116 200V201H115ZM128 200V201H127ZM143 200H145V201H143ZM155 200V201H154ZM157 200V201H156ZM158 200H159V202H158ZM186 200H188L189 202V204L187 203V201ZM190 200H191V202H190ZM194 202H193V201ZM15 201H18V202H15ZM44 201H47V202H44ZM64 201V202H63ZM67 201V202H66ZM150 201H152V202H150ZM165 202V203H163V202ZM183 201H185V203L183 202ZM198 201V202H197ZM247 201V200H246ZM40 202V203H39ZM58 202V203H59ZM81 202V203H80ZM92 202V203H91ZM101 202V203H100ZM103 202V203H102ZM118 202V203H117ZM129 202V203H128ZM155 202V203H154ZM157 202V203H156ZM22 203V204H21ZM55 203V204H54ZM128 203V204H127ZM150 203V204H149ZM154 203V204H153ZM161 203H163L162 204V206H161ZM184 203V204H183ZM192 203H193V205H192ZM9 204V205H8ZM48 204V205H47ZM64 206H63V205ZM68 204V205H67ZM156 204V205H155ZM159 204V205H158ZM179 204V205H178ZM181 204H183V206L181 205ZM199 204V205H198ZM248 203H246V204H244L243 206H246ZM21 205H24L23 207L21 206ZM31 205V206H30ZM84 205V206H83ZM129 205H130V207H129ZM143 205V206H142ZM150 205V206H149ZM163 205H164V207H163ZM168 205V206H167ZM171 205V206H170ZM182 206V207H179V206ZM189 205V206H188ZM195 205V206H194ZM197 205V206H196ZM201 205V206H200ZM208 205V206H207ZM211 205V206H210ZM6 206V207H5ZM34 206V207H33ZM59 206V207H58ZM71 206V207H70ZM83 206V207H82ZM87 206V207H86ZM108 206V207H107ZM126 206V207H125ZM147 206H149V208H147ZM188 206V207H187ZM202 206H204V207H202ZM12 207V208H11ZM66 207V208H65ZM138 207V208H137ZM167 207V208H166ZM177 207V208H176ZM179 207V208H178ZM183 207H185V208H183ZM187 207V208H186ZM193 207V208H192ZM201 209H200V208ZM211 207V208H210ZM3 208V209H2ZM23 208H26V209H23ZM84 208V209H83ZM89 208V209H88ZM128 210H127V209ZM165 208V209H164ZM173 208L175 209V210H173ZM181 208V209H180ZM183 208V209H182ZM194 208H195V210H194ZM205 208H207V209H205ZM25 210V213L26 214H24L23 213V210ZM67 209H68V211H67ZM93 209V210H92ZM136 209H138V210H136ZM185 209V210H184ZM213 209H215V211L213 210ZM33 210V211H32ZM49 210V211H48ZM99 212H98V211ZM123 210H124V212H123ZM131 210V211H130ZM140 210H142V211H140ZM168 210V211H167ZM178 210V211H177ZM191 210V211H190ZM112 211V212H111ZM146 211V212H145ZM188 211V212H187ZM28 212H29V214L30 215H28L27 216V214H28ZM53 212H54V214H53ZM67 212H70V213H67ZM106 212V213H105ZM127 212H128V214H127ZM131 212H132V214H131ZM142 212H144V213H142ZM169 212V213H168ZM179 212V213H180ZM214 212V213H213ZM45 213V214H44ZM51 213V214H50ZM64 213H66V214H64ZM116 213H119V214H117L116 215ZM188 213V214H187ZM194 213V214H193ZM11 214V215H10ZM35 214H37V215H35ZM94 214V215H93ZM124 214V215H123ZM142 216H141V215ZM173 214V215H172ZM186 214V215H185ZM209 214V215H208ZM210 214H214V216H212V215H210ZM32 215H34V218H33V216ZM65 215V216H64ZM103 215V216H102ZM108 215V216H107ZM188 215V216H187ZM190 215V216H189ZM205 217H204V216ZM207 215H208V217H207ZM6 216V217H5ZM92 216V217H91ZM109 216H110V218H109ZM138 216H140V217H138ZM194 216V217H193ZM129 217V218H128ZM189 217V218H188ZM191 217V218H190ZM203 217L205 218V219H203ZM2 218H4V219H2ZM21 218V219H20ZM32 218V219H31ZM93 218V219H92ZM125 218V219H124ZM133 218V219H132ZM195 218H197L196 220H195ZM201 218V219H200ZM49 219V220H48ZM68 219V220H67ZM141 219V220H140ZM143 219V220H142ZM210 219V220H209ZM6 220V221H5ZM11 220V221H10ZM34 220H36V221H34ZM111 220V221H110ZM122 220V221H121ZM124 220V221H123ZM139 220V221H138ZM189 220H191V221H189ZM201 220V221H200ZM206 220V221H205ZM209 220V223L207 222ZM146 221V222H145ZM159 221V222H158ZM202 221H203V223H202ZM213 221V222H212ZM11 222V223H10ZM13 222V223H12ZM135 222V223H134ZM145 222V223H144ZM193 222V223H192ZM195 222H196V224H195ZM205 222V223H204ZM36 223V224H35ZM40 223V222H39ZM201 223H202V227H201ZM206 223H207V228H209L210 227V229H206V227L205 226H203V224H205L206 225ZM38 224V225H37ZM97 224V225H96ZM117 224V225H116ZM189 224V225H188ZM240 224V225H239ZM24 225V226H23ZM37 225V226H36ZM42 225V226H43ZM80 225V226H79ZM196 225H198L199 226V229H198V226H197V228H196ZM211 225V226H210ZM2 226H4V227H2ZM106 226V227H105ZM115 226V227H114ZM129 226V227H128ZM130 226H132V227H130ZM194 226V227H193ZM209 226V227H208ZM29 227V228H28ZM120 227V228H119ZM145 227V226H144ZM191 227H193V228H191ZM6 229V230H4V232H3V229ZM64 228V229H63ZM123 228V227H122ZM130 230H129V229ZM188 228H189V231H188ZM212 228V229H211ZM10 229V230H9ZM39 228H37V230H38ZM48 229V230H47ZM67 229V230H66ZM197 229H198V231H197ZM9 231V232H6V231ZM33 230V231H32ZM134 232H133V231ZM212 230V231H211ZM220 230V231H219ZM223 230V231H222ZM10 231H12L11 233H10ZM31 233H30V232ZM194 231V232H193ZM200 231V232H199ZM206 231V232H205ZM209 231V232H208ZM67 232V233H66ZM217 233V236L220 234V237L218 236H216V239H215V241L213 240V238H212V235L210 236V234L212 233H214L213 234V236ZM230 232V233H229ZM5 233V234H4ZM7 233V234H6ZM186 233V234H185ZM199 233V234H198ZM201 233V234H200ZM203 233V234H202ZM208 233H210V234H208ZM3 234H4V237H3ZM11 234V235H10ZM60 234V235H59ZM108 234V235H107ZM55 235V236H54ZM117 235V236H116ZM185 235V236H184ZM188 235V236H187ZM193 235V236H192ZM248 235V236H247ZM250 235V236H249ZM33 236H34V234H33ZM197 236H205V237H203L202 238V240H198V237ZM54 237V238H53ZM182 237V238H183ZM197 237V238H196ZM250 237H252V238H250ZM7 238V239H6ZM59 238V239H58ZM247 238V239H246ZM54 239V240H53ZM206 239H210V241L209 242H207V241H205ZM246 239V240H245ZM60 240V241H59ZM115 240V239H114ZM117 241H115V243L116 242H118V239H116ZM199 241V242H197V241ZM214 241V243H213V241ZM221 240V241H220ZM245 240V241H244ZM8 241V242H7ZM65 243H64V242ZM203 242V245H202V243H200V242ZM228 241V243H225V242H227ZM15 242V241H14ZM59 242H61V243H59ZM112 242H113V240H112ZM111 242V243H112ZM195 242H197V243H195ZM16 243V242H15ZM114 243V242H113ZM115 243H114V245H115ZM205 243V244H204ZM65 244V245H64ZM118 244V243H117ZM211 244V245H210ZM202 245V246H201ZM45 246H48V245H45ZM117 246V245H116ZM208 246H209V248H208ZM211 246V247H210ZM191 247V246H190ZM191 247V248H192ZM234 248V249H233ZM193 250V249H192ZM53 251V252H52ZM49 254H51V255H55L56 254V251H55V249H49ZM248 252V253H247ZM243 253H245V254H243ZM247 253V254H246ZM254 255H253V254ZM40 254H41V256H40ZM255 254H256V256H255ZM34 255V256H33ZM244 255H246L247 256V258H246V256H244ZM254 256L255 258H253V259H250V258H252L251 256ZM12 256H8V257H6V258H4V259H2L1 257H0V259H2V260H0V264H17L18 262H20L21 260H19V261H17V260H14L15 259V257H12ZM17 257V256H16ZM38 259V260H37ZM42 253L40 252V251H38V250H34V251H32L31 253H30V262L32 261V263L31 264H33V262H37V263H39V264H41L42 262ZM246 259H247V262H246ZM34 260V261H33ZM40 260V261H39ZM135 261H134V264H139L138 262L140 261L139 260V257H138V259H137V256L135 257V259H134ZM254 261V262H253ZM16 262V263H15ZM41 262V263H40ZM242 262V261H241ZM240 262V263H241ZM242 262V263H243ZM21 263V262H20ZM23 264V263H22ZM34 264H36V263H34ZM221 264H225V262L224 261H222L221 262ZM249 264H250V262H249Z\"/></svg>",
  "mask_w": 264,
  "mask_h": 264
}]
</instances>
